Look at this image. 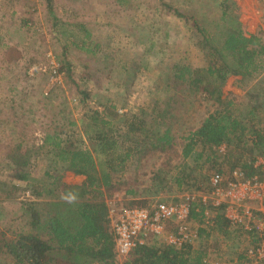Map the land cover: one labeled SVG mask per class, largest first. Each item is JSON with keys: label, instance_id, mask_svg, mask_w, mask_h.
I'll list each match as a JSON object with an SVG mask.
<instances>
[{"label": "trees", "instance_id": "trees-1", "mask_svg": "<svg viewBox=\"0 0 264 264\" xmlns=\"http://www.w3.org/2000/svg\"><path fill=\"white\" fill-rule=\"evenodd\" d=\"M41 1L51 15L50 28L56 43L62 46L61 53H55L59 63L56 70L68 73L80 101L85 102L90 92L73 79L69 47L74 45L88 61L105 63L104 68L94 69L87 62L81 63L79 77L87 88L96 83L97 73L112 66L108 53L100 54L102 44L95 39L87 21L77 15L64 18L58 14L60 0ZM134 1L115 3L127 6ZM177 2L181 1L157 0V10L163 8L188 22L206 64L194 66L184 60H172L163 78L155 82L153 103L135 111H124L108 101L100 103L86 113L81 130L69 116L68 101L62 98L59 104L51 103L52 98L46 93L39 96L46 99L39 106L42 112L37 114H33L32 103L25 108L31 98L25 91L21 103H15L13 97L0 108V172L9 170L16 178L15 182L0 178V264H207L208 255H214V249L210 250L214 245L208 244L207 239L218 236L214 232L226 237L235 234L224 215V206H209L216 211L211 218L214 224L211 229H198L197 242L174 246L150 238L138 243L122 263L116 256L108 195L113 197V191L128 184L122 176L132 165L137 175L142 161L150 154L175 151L179 137L175 124L181 116L178 109L184 104L182 101L192 102L200 95L213 101L215 108L199 126L181 136L182 161L175 165L170 157L168 171L165 167L155 170L147 187L128 188L125 206L149 205L148 198L139 196L149 189H166L173 185L172 181L180 189L187 184L191 191L202 190L206 185L197 184L193 172L208 166L227 175L239 170L251 177L260 171L255 160L264 155V39L244 30L236 0ZM20 20V26L30 30L31 20ZM59 25L76 26L84 32L83 37L76 40L72 31L57 29ZM159 42V37H154L149 48L157 47ZM6 50L9 56L16 53L15 61L24 56L16 45L8 44ZM35 60L37 57L30 61ZM127 68L124 65L123 70ZM106 76L110 78L109 73ZM230 77L236 78L239 88L246 89L244 100L225 93ZM221 145H225V150L220 149ZM45 157V169L34 173L37 160ZM224 165L228 170L221 167ZM175 169L178 172L171 175ZM70 174L84 179L69 182L66 177ZM27 193L29 196H25ZM205 209L199 203L192 204L194 222H204ZM243 253L238 255V263Z\"/></svg>", "mask_w": 264, "mask_h": 264}, {"label": "rangeland", "instance_id": "rangeland-1", "mask_svg": "<svg viewBox=\"0 0 264 264\" xmlns=\"http://www.w3.org/2000/svg\"><path fill=\"white\" fill-rule=\"evenodd\" d=\"M177 1H181L177 2L178 4L183 0ZM58 3L59 15L64 18H74L77 15L79 19H84L89 23V29L93 31L95 39L102 44L100 54L103 55L107 52L108 60L112 66L108 67L105 72L102 71L103 73H97L96 83H90V87L87 88V85L80 81L79 77L82 72L81 63L87 62L92 69L98 66L104 68L105 63L93 59L88 61V58L84 55L82 57L81 52L74 45L69 47L73 79L79 83L82 89H88L90 92V96L85 102L80 101L79 97L81 96L68 73L54 71L59 65L55 53L57 51L61 53L62 46L60 43H56L54 32L50 28L51 15L45 8V4L41 0H0L1 109L13 97L16 99L15 103L18 101L21 103V94L22 91H25L31 97L28 103L25 102V108H30L29 103H32L33 114H37V112H42L39 106L46 99L44 97L41 100L39 96L46 93L50 96L49 99L52 98L51 103L59 104L62 98L68 101V106L71 109L69 116L77 121L78 127L76 126V128L81 130L86 113H90L91 108H97L107 101L116 104L117 107H123L124 111H135L140 106L153 103L155 82L163 78L167 66L172 60H184L194 66L206 64L205 57L195 44L188 22L173 12H166L163 8L157 10V0H135L127 6L116 4L115 0H60ZM236 5L244 30L256 33L264 39V0H236ZM14 10H17L16 14H13ZM20 17L31 20L30 30L20 26ZM57 29L62 31L67 29L68 33L72 31L76 40L82 38L84 34L76 26L74 28L59 25ZM39 31H43V33H39ZM154 37H159L160 42L157 47L149 48ZM8 44L16 45L18 50L23 53L24 56L19 62L14 60L15 52H11L13 54L11 56H9V51L6 53ZM159 50H163V53ZM5 56L7 58L4 59ZM34 57H37V60L31 62L30 60ZM124 65L128 66L126 71L123 70ZM108 73L110 78L106 76ZM124 79L127 81L126 84ZM235 80L234 77L229 78L225 93H229V96L237 95L238 98L242 97L244 100L246 89L239 88L235 84ZM120 83L123 85L121 86ZM11 88H15V90ZM183 102L184 104L179 105L178 109L181 116L178 115L179 120L175 124V130L179 136L176 139L175 151L150 154L142 161L137 175L135 166L132 165L122 176V179L128 184H123L119 190L113 191L115 193L113 197L108 195L107 201L111 211L116 212L125 206L128 198L125 193L128 188L147 187L155 170L165 167L164 169L168 171L170 157L173 164L180 163L183 143L181 136L188 129L199 126L209 112L215 108L213 101L200 95L193 98L192 102L187 99ZM22 105L24 107V104ZM17 108L21 110L20 106ZM83 135L86 138V134ZM85 144H87L86 140ZM47 163V157L37 160L34 173H41ZM191 163L193 162L191 161L190 165ZM221 167L228 170L227 165ZM216 169L218 168L208 166L203 170L194 171L193 175L197 177V184L208 186L209 179L207 181V177ZM1 172L0 178L9 182L16 181L11 171L2 169ZM170 172L171 175H174L178 170ZM227 174L224 173L229 178L230 175ZM83 179L84 176L72 174L66 177L69 182H80ZM172 183V186L159 192L156 191L159 187L149 189L150 192L146 191L139 197L148 198L150 203L169 202L180 200L191 191L187 188V184H183L182 188L184 189H180L173 181ZM22 184L24 183L22 182ZM25 196H29V193ZM213 234L218 236L215 238L210 236L207 242L208 244L213 243L214 247H211L214 249L213 256L219 263L251 264L246 258H242L239 263L237 261L239 253H242L241 248L248 245L244 236L238 232H235L233 236L227 235V237L221 232ZM216 241H220L219 244L215 245ZM216 250L218 251L216 252ZM124 260H119V262L122 263Z\"/></svg>", "mask_w": 264, "mask_h": 264}, {"label": "built area", "instance_id": "built-area-1", "mask_svg": "<svg viewBox=\"0 0 264 264\" xmlns=\"http://www.w3.org/2000/svg\"><path fill=\"white\" fill-rule=\"evenodd\" d=\"M220 149L225 150V145ZM254 164L260 171L251 177H246L239 170L233 171L229 178L215 171L209 175L208 186L189 191L179 201H160L143 207L124 206L116 212L110 209L118 260L125 259L138 243L150 238L164 240L174 246L195 242L200 227L211 229L214 224L211 218L216 211L209 206H224L230 229L244 236L248 242L241 248L243 258L251 264H264V155L258 156ZM194 202L206 207L203 223L194 222L191 217ZM205 262L222 264L209 255Z\"/></svg>", "mask_w": 264, "mask_h": 264}]
</instances>
